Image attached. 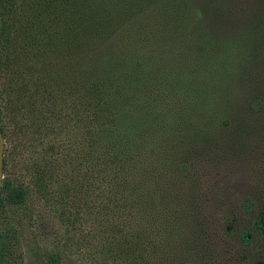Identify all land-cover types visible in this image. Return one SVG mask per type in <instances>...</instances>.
Returning <instances> with one entry per match:
<instances>
[{
    "label": "rangeland",
    "instance_id": "1",
    "mask_svg": "<svg viewBox=\"0 0 264 264\" xmlns=\"http://www.w3.org/2000/svg\"><path fill=\"white\" fill-rule=\"evenodd\" d=\"M177 1L192 3L193 12L182 19L185 30L177 25L161 27L153 18L139 26L145 42H135L143 59L154 63L153 89L146 91L148 95L139 93L141 100L149 99L147 104L155 109L153 122L167 113L165 121L143 125L134 152L141 164L136 177L141 173L160 209L155 225L167 234L161 250H153L150 264H177L167 260L176 254L182 257L180 264L262 262L264 239L251 223L264 200V0H219L224 1L223 11L213 5L218 0ZM224 13H228L225 23ZM42 19L35 25L45 26L47 17ZM204 33L214 38L208 45L201 36ZM48 43L44 38L36 42L48 55L35 62L42 72H14L11 78L16 87L27 83L30 88L41 74L49 78L48 85L58 98L66 94L83 108V86L91 76L86 72L88 48L74 44L68 36L55 46ZM166 72L179 75L183 89L164 87L166 96H157L163 85L159 74ZM7 79L0 72V89L6 87ZM75 91L74 97L69 95ZM4 95L9 98L7 92ZM58 98L55 107L51 105L57 111L62 107ZM141 100L139 112H143ZM25 105L23 113L22 108L17 110V127L8 124L11 133L6 139L4 180L23 184L27 197L23 203L0 210V264H131L134 252L119 248L121 235L117 237L110 229L117 220L106 222L98 213L102 203L96 193L90 192L92 210L85 207L78 220L62 223L53 195L61 184L46 176V188L36 181V170L52 154L47 150L53 145L58 150L63 142L65 152L70 151L66 141L70 134H46ZM127 108L125 114L133 113L135 105L130 103ZM184 161L190 163L191 171L181 178L176 166ZM176 191L179 197L174 198ZM249 200L253 208L247 206ZM173 212H187V220L175 224L176 235L169 233ZM140 224L145 222L137 220L131 232L137 233ZM243 230L254 234L248 244L239 239Z\"/></svg>",
    "mask_w": 264,
    "mask_h": 264
},
{
    "label": "trees",
    "instance_id": "2",
    "mask_svg": "<svg viewBox=\"0 0 264 264\" xmlns=\"http://www.w3.org/2000/svg\"><path fill=\"white\" fill-rule=\"evenodd\" d=\"M212 2L216 9L223 11L221 3L224 1ZM192 12V3L177 0H0V72L8 78L6 87L0 89V122L4 136L6 139L10 137L9 123L17 127V110L22 108L23 113L26 109L23 103L30 107L28 111L36 126L46 129V134H70L66 139L70 151L65 152L63 142L58 150L54 145L47 150L52 154L43 161L42 169L38 166L36 181L46 186L49 182L46 176H49L61 184L53 195L59 205L58 216L64 224L78 220L85 207L92 210L94 200L90 197L96 193L102 203L98 213L105 216L106 222L117 220L110 224V229L117 237L118 233L121 235L117 242L119 248L124 253L127 250L134 252L131 264H150L153 250H161L167 235L162 226L155 225L160 209L156 208L158 204L148 190V183L142 181L141 173L136 177V170L141 165L139 157L134 154L139 143L137 135L144 124L151 126L160 123V119L165 121L167 113L158 115L159 119L153 122L157 116L153 112L155 109L147 104L149 99L141 100L139 93L144 91V95H148L146 91L153 89L154 63L150 65L143 59L141 47L135 42H145L139 31V26L147 25L143 22L156 18L161 27L177 25L185 30L187 25L182 19ZM224 14L225 23L228 13ZM44 16L47 24L43 27L35 25L37 21L42 22ZM64 36L74 44L88 48L89 52L86 72H91V76L89 74L83 86L85 97L81 109L75 99L66 94L58 98L48 85L49 78L41 74L36 75L30 88L27 83L16 87L11 78L14 72H42L35 62H41L48 55L42 46L41 49L36 47V42L44 38L52 47ZM201 36L206 37L204 44L207 45L214 39L209 33ZM26 38L27 45L24 43ZM159 76L163 85L157 96H166L164 87L182 91L179 75L166 72ZM6 92L9 98H5ZM76 93L69 95L74 97ZM57 98L62 99L58 111L54 108ZM140 100L143 108L140 111L143 112L138 110ZM21 102L22 106L19 105ZM130 103L135 105L131 109L133 113L125 114L123 111L128 110ZM7 166L5 154L4 171ZM176 167L181 178L191 171L187 161ZM179 186L183 187L182 184ZM167 190L170 193V186ZM174 193V198L179 197L177 191ZM26 197L27 189L23 184L22 187L15 186L6 178L0 196V210L8 204L23 203ZM247 206L253 208L254 202L249 200ZM260 207V214L252 221L251 227L264 239V200ZM173 213L169 233L176 235L178 228L175 224L187 220V212ZM137 220L145 224H140L137 233H133L131 229ZM105 225L108 227L107 223ZM253 238L254 234L249 230H243L239 235L243 244L250 243ZM181 258L176 254L167 260L180 264ZM117 264L122 262L117 261ZM252 264H264V261Z\"/></svg>",
    "mask_w": 264,
    "mask_h": 264
},
{
    "label": "water",
    "instance_id": "3",
    "mask_svg": "<svg viewBox=\"0 0 264 264\" xmlns=\"http://www.w3.org/2000/svg\"><path fill=\"white\" fill-rule=\"evenodd\" d=\"M5 152H6V138L4 136L2 125L0 122V196L4 184Z\"/></svg>",
    "mask_w": 264,
    "mask_h": 264
}]
</instances>
